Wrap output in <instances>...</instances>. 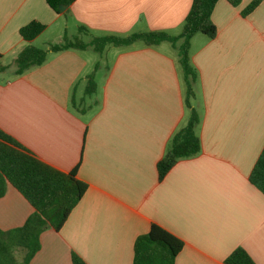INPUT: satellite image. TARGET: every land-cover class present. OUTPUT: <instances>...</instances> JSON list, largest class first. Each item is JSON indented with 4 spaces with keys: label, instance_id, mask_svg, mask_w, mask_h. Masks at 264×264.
<instances>
[{
    "label": "crops",
    "instance_id": "1",
    "mask_svg": "<svg viewBox=\"0 0 264 264\" xmlns=\"http://www.w3.org/2000/svg\"><path fill=\"white\" fill-rule=\"evenodd\" d=\"M250 2L219 0L215 37L190 39L197 79L189 103L201 147L159 181L157 163L190 114L170 44L48 51L20 75L14 60L26 46L47 50L65 36L85 43L151 31L176 36L191 0H75L68 17L45 0H0V131L87 185L62 228L40 234L29 264H72V253L86 264H132L134 241L151 225L181 241L174 264H222L236 248L264 264V196L248 180L264 146V0L241 16ZM32 21L45 27L26 42L19 30ZM33 211L8 184L0 230L21 227Z\"/></svg>",
    "mask_w": 264,
    "mask_h": 264
},
{
    "label": "trees",
    "instance_id": "2",
    "mask_svg": "<svg viewBox=\"0 0 264 264\" xmlns=\"http://www.w3.org/2000/svg\"><path fill=\"white\" fill-rule=\"evenodd\" d=\"M219 0H191L189 11L178 35L167 32L151 31L132 33L127 36L105 35L92 36L88 43L75 37L66 36L63 43L49 45L47 50L26 46L14 60L15 74L20 75L25 70L40 66L47 52L53 53L73 49L86 50L91 48L101 53L105 47L121 48L135 43L146 47L168 43L177 51L178 65L185 88V104L190 110L186 124L171 137L165 153L157 163L158 180H162L167 172L181 159L190 158L200 151V140L195 129L199 117L189 100L193 97V84L197 79L195 69L189 60V40L196 34L213 39L216 28L211 21V14ZM232 7H237L241 0H225ZM75 0H45L47 6L60 14L59 7L65 6L61 13L64 17L70 15L69 7ZM262 0H252L242 11L241 16H248L259 6ZM44 25L32 21L19 30L22 40L30 42L43 30ZM79 35H86L85 27L79 26ZM181 41L179 45L177 43ZM95 91L92 77L88 78L86 94ZM249 183L264 196V146L249 174ZM15 188L33 208V213L25 223L13 230H0V264H29L39 250V236L42 232L52 229L58 232L66 222L70 212L81 200L87 185L76 178L74 171L59 172L33 158L26 153L10 137L0 131V198L4 195L6 186ZM182 249V243L165 229L151 225L149 231L136 238L133 244L132 264H174L175 257ZM20 254V260L16 254ZM72 264H86L72 253ZM222 264H255L242 249L236 248Z\"/></svg>",
    "mask_w": 264,
    "mask_h": 264
},
{
    "label": "rangeland",
    "instance_id": "3",
    "mask_svg": "<svg viewBox=\"0 0 264 264\" xmlns=\"http://www.w3.org/2000/svg\"><path fill=\"white\" fill-rule=\"evenodd\" d=\"M252 1V0H251ZM84 40H86L85 38H84ZM181 43V41H179L178 43H177V45H179ZM189 43H191V41L189 40ZM161 45H163L167 50H168V48L170 47L169 46V44H166V43H163V44H161ZM111 50H113V49H111ZM109 57H113V55H114V53L112 52V51H110L108 54H107ZM20 254L18 253V254H16V259L17 260H20Z\"/></svg>",
    "mask_w": 264,
    "mask_h": 264
},
{
    "label": "water",
    "instance_id": "4",
    "mask_svg": "<svg viewBox=\"0 0 264 264\" xmlns=\"http://www.w3.org/2000/svg\"><path fill=\"white\" fill-rule=\"evenodd\" d=\"M65 10H66V7L65 6H60L59 7V12L60 13H63Z\"/></svg>",
    "mask_w": 264,
    "mask_h": 264
}]
</instances>
